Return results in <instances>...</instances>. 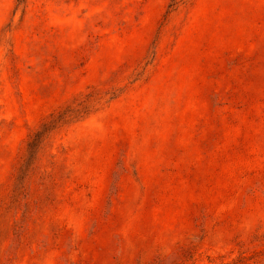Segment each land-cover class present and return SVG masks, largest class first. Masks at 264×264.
<instances>
[{"label": "rangeland", "instance_id": "obj_1", "mask_svg": "<svg viewBox=\"0 0 264 264\" xmlns=\"http://www.w3.org/2000/svg\"><path fill=\"white\" fill-rule=\"evenodd\" d=\"M0 264H264V0H0Z\"/></svg>", "mask_w": 264, "mask_h": 264}, {"label": "trees", "instance_id": "obj_2", "mask_svg": "<svg viewBox=\"0 0 264 264\" xmlns=\"http://www.w3.org/2000/svg\"><path fill=\"white\" fill-rule=\"evenodd\" d=\"M18 1L23 2L24 0H18ZM68 110L72 111V109H68ZM66 117H67V111H59L57 114H52L50 119L42 124V128H45L44 131L46 129H48L49 127L54 128L55 125L61 119L65 120ZM43 135H44L43 132L40 133V131H39L36 136H37V138H41ZM46 139H47V137L44 136V138H41L40 143L43 144V141H45ZM28 146L31 147V141H30V143H28Z\"/></svg>", "mask_w": 264, "mask_h": 264}]
</instances>
